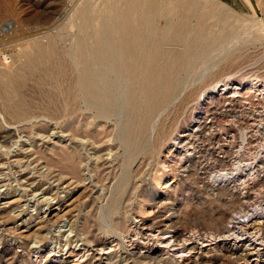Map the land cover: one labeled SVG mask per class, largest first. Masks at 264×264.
<instances>
[{
    "label": "rangeland",
    "instance_id": "374dc122",
    "mask_svg": "<svg viewBox=\"0 0 264 264\" xmlns=\"http://www.w3.org/2000/svg\"><path fill=\"white\" fill-rule=\"evenodd\" d=\"M175 4L179 15H190L189 5L212 12L209 33L226 34L210 57L197 62L195 99L180 118L179 128L195 134L188 139L190 158L183 160L188 169L176 156L177 170L165 165L168 144L145 167L128 162L114 123L96 148L66 118L43 113L16 121L0 98V264H264L263 233L243 234L231 222L237 214L249 232L257 221L264 228V0L252 13L219 0H0V69L6 61L12 70L20 50L34 41L56 37L63 48L76 47L84 7L94 15L109 5L156 6L150 34L158 36L179 20ZM95 20L85 33L89 42ZM190 24L197 28L196 16ZM218 81L219 89L206 94ZM29 93L34 96L32 87ZM171 110L158 125L175 128ZM196 110L201 120L192 123ZM69 158L79 163V174L68 170ZM172 231L181 234L180 244L171 241Z\"/></svg>",
    "mask_w": 264,
    "mask_h": 264
},
{
    "label": "bare ground",
    "instance_id": "6f19581e",
    "mask_svg": "<svg viewBox=\"0 0 264 264\" xmlns=\"http://www.w3.org/2000/svg\"><path fill=\"white\" fill-rule=\"evenodd\" d=\"M186 9L191 12V17L188 14L179 15L177 4H175L173 11L179 20L171 25L170 31L158 36L150 34V26L156 16V6H122L119 8L116 5H109L105 11H96L95 17L93 13L92 15L88 14L85 7L80 9L78 15L81 20L82 35L79 36L76 47L63 48L58 38L51 37L47 42L34 41L30 47L26 45L27 48L21 49L12 70L6 61L2 63L0 98L3 100L2 104L5 110L16 121L41 116L40 114L43 113L52 118H66L67 124H72L73 129L76 124L75 128H78L79 131L82 130L76 132L89 137L88 140L86 139V143L95 145L96 148L97 143L100 142L99 136L108 137L106 136L107 124L114 123L122 130L120 138L123 142L121 140L120 142L123 143L121 146L125 147L124 152H126L128 162L130 159L134 162L140 160V164L145 167L144 162L152 159L156 154H160L164 145L168 144L171 149L168 155L170 158L167 156L168 161L165 162V165L168 163L170 171L177 170L172 163L174 162L172 157L176 156L179 160L178 164L181 163L180 165H183L186 171L188 167L183 164V160L190 158V154H187L191 149L189 140L195 134L194 132L188 133V130L191 131L190 128H179V122L195 99L193 93L196 90L191 87L192 79L196 77L195 67L198 61H205L210 57L215 48L213 46L219 45L223 41V37H226V34L212 35L206 28L212 12H203L193 5L187 6ZM192 16H196L197 28L190 24ZM94 18L97 24L95 23L93 32L91 31L92 40L89 42L85 33L87 29L94 26ZM190 36L193 38L189 39ZM177 45L184 47L183 53L175 50L174 47ZM31 81L34 84H31ZM224 85L226 86L227 83ZM220 86L221 83L218 81L205 93H214ZM30 87L35 91L34 96L29 93ZM205 93L201 96L205 97ZM197 99V104L202 105V100ZM169 108H172L170 114L173 116L171 120L166 118L168 116L165 119L169 120L171 126L174 125L175 128H169L170 125L164 122L162 125H158V117ZM201 112L196 110L193 116L191 115L192 123L193 121L200 122ZM95 125H97L96 127L101 125V128L98 127L99 135L96 133L97 130H93ZM112 131L110 130V132ZM77 133L76 135H78ZM118 137L117 139H119ZM78 144L82 145V143ZM103 148L105 149V147ZM72 156H75V153ZM75 157L73 159L77 160ZM60 159L64 160L61 157ZM73 159L68 162L70 168L66 169L77 173L76 169L79 166L76 168V164L79 163L73 162ZM64 165L68 164L64 163ZM128 170H130L129 167ZM137 170L141 172L140 169ZM123 172L126 171L123 169ZM140 172L137 171V174ZM123 174L125 175V173ZM80 177L82 178V175ZM119 181H122V178ZM128 194L131 196L130 193ZM146 195L148 196V194ZM240 219L236 214L231 222L235 224L236 228H241L243 234L250 233L252 235V233L262 232L264 235L261 222L257 221L251 224L253 231L249 232L248 226L239 225L242 220ZM227 231L230 232V229ZM172 233L169 235L171 241H174V245L180 244L181 234L178 231H172ZM238 233H240L239 230ZM255 242L252 245H255ZM261 242L264 245V237ZM231 250L238 251L235 246L231 247ZM247 254L246 251L245 255Z\"/></svg>",
    "mask_w": 264,
    "mask_h": 264
},
{
    "label": "crops",
    "instance_id": "0c3cea01",
    "mask_svg": "<svg viewBox=\"0 0 264 264\" xmlns=\"http://www.w3.org/2000/svg\"><path fill=\"white\" fill-rule=\"evenodd\" d=\"M239 12L252 13L259 7L260 0H219Z\"/></svg>",
    "mask_w": 264,
    "mask_h": 264
}]
</instances>
